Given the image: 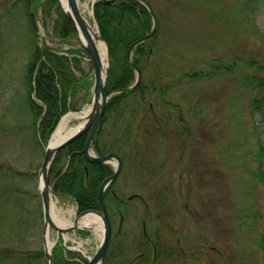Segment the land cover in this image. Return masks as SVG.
I'll use <instances>...</instances> for the list:
<instances>
[{"label":"rangeland","instance_id":"rangeland-1","mask_svg":"<svg viewBox=\"0 0 264 264\" xmlns=\"http://www.w3.org/2000/svg\"><path fill=\"white\" fill-rule=\"evenodd\" d=\"M92 1L80 0V8L97 27ZM148 1L157 30L155 53L146 62L147 81L157 75L169 91L159 101L148 98L140 105L139 116L145 112L143 120L152 125L142 126L146 134L135 144L125 141L116 152L123 159L117 195L124 200L134 196L122 205L125 223L109 247L110 263L121 264L124 254L134 260L154 254L156 243L160 264H264V179L257 176L264 170V159L257 158L264 149V102L253 110V102L264 98V87L244 81L248 74L264 77V70L247 64L264 66V0ZM21 10L12 17L11 30L0 21V241L29 250L43 246L38 184L45 147L36 142L34 119L23 102L32 48L28 16ZM35 13L40 46L65 55L81 51L75 75L90 73L92 64L78 34L67 42L55 34V8L44 12L39 7ZM212 66L209 78L180 77L205 74ZM89 97L85 88L77 91L78 112L88 106ZM105 128L104 143L126 134L117 114ZM65 159L59 165L63 169ZM77 209L67 198H53V210L66 220L72 222ZM111 216L116 231L120 217ZM89 232L83 237L72 231L65 242L92 257L102 239L101 231ZM58 238L51 228V242Z\"/></svg>","mask_w":264,"mask_h":264},{"label":"trees","instance_id":"trees-1","mask_svg":"<svg viewBox=\"0 0 264 264\" xmlns=\"http://www.w3.org/2000/svg\"><path fill=\"white\" fill-rule=\"evenodd\" d=\"M145 1L150 3L148 0ZM22 7L28 16L26 32L31 38L32 48L26 65V93L23 102L24 107L29 109L34 119L36 142L45 147L61 117L69 111H78L73 100L77 91L83 87L88 95L91 93L93 81L88 77L90 75L92 78V74L90 70V73H85L81 78L75 75L74 68L79 66L81 51L71 50V55L60 54L49 47L40 46L38 42L31 13L34 10L37 11L39 7L43 8L44 12L55 8L58 18L55 22L54 32L62 41L67 42L77 35L74 24L63 12L59 0H34L31 5L28 0L15 2L0 0V21L11 30L12 17L23 13ZM94 13L100 35L107 42L111 57L105 91L107 95L116 93L107 105L105 116L94 141L96 153L103 156L119 152L125 141L130 140L132 144L134 140H138L140 136L146 134L140 128L145 124L148 126L152 124L143 120L145 112L139 116L138 109L141 108L140 105L142 106L149 100L148 98L155 99V101L164 98L169 91V86L163 87L159 83L157 75L156 78L154 77L155 79L147 81L146 62L155 53L153 40L156 34L147 37L151 33L153 15L146 4L140 0H97L94 5ZM130 49L133 53L131 58H129ZM82 51L88 55L85 48L82 47ZM247 64L250 69L264 70V66L260 64ZM217 69L224 68L218 65ZM137 71L141 75V80L133 88L132 86L137 80ZM213 71L212 66V69H209L205 74L200 73L201 71L186 72L180 77L187 80H195L204 76L209 78ZM244 81L250 87H264V77L257 76V74L246 75ZM263 102L264 98L256 99L253 102V110H257ZM113 114H117L118 118L122 120L126 134L116 136L113 140L114 143L112 141L108 144L106 141L104 143L105 125ZM178 118L183 121L181 113ZM86 137L87 135L80 137L61 150L56 155L49 174L53 190L74 200L79 212L99 209L98 190L100 184L113 172L110 165L87 163L84 156ZM63 157L66 158L65 169L59 166L63 164ZM257 158L259 162H262L264 149L257 154ZM257 176L264 179V170H260ZM111 189L109 188L105 194V203L116 211L113 207L115 204L119 205V202L111 194ZM80 232L86 236L89 234L88 231ZM142 246H144L143 243ZM260 246L264 250V227ZM155 250L154 254L146 252L136 260L128 257V254H124L126 259L121 264H160L156 243ZM43 258L45 261L43 246L39 249L21 250L1 246L0 241V264H36ZM53 259L54 264L88 263L78 252L66 250L62 245V240H59L53 248ZM105 264H111L109 252Z\"/></svg>","mask_w":264,"mask_h":264},{"label":"water","instance_id":"water-1","mask_svg":"<svg viewBox=\"0 0 264 264\" xmlns=\"http://www.w3.org/2000/svg\"><path fill=\"white\" fill-rule=\"evenodd\" d=\"M31 1V0H29ZM144 3V0H141ZM61 7L66 14V16L70 19V21L74 24L78 36L83 37L84 42L83 45L89 53L90 60L92 63V73L94 76V83L92 87L91 96L88 100V104L90 105L89 112L81 119H83L80 128L75 132L70 134L60 143L55 146H51L50 141L45 150L44 160L42 162L41 168L39 170V186L38 190L42 200V208H43V217H44V234H43V246L45 259L47 264H54L52 249L53 245L49 246L48 236L49 229L53 228L57 232L61 234H65L77 229H87L90 228L80 226V219L88 214H94L100 218L103 226V237L101 244L94 254L92 258L89 259L88 264H105L106 253L113 236V227L110 219V214L108 209L104 203V196L106 190L113 185L117 178L119 177L122 168H123V160L122 158L116 154L112 153L109 155L99 156L95 153L94 150V141L96 132L102 122V119L105 115V111L107 108V104L109 101V96H107L105 92L106 82L108 78L109 66H110V53L109 48L105 40L101 38V36L96 35V39L102 40L106 44V65L103 62L101 54L98 50V46L96 44L95 39L90 35L89 28L90 24L87 22L80 8L79 0H66V7L64 6L62 0H60ZM108 3V2H107ZM95 1L92 2V7L94 6ZM149 10L152 12L151 6L148 4ZM94 21L97 24L96 17L94 11H92ZM154 17V28L149 36H153L156 32L157 18L155 14L152 12ZM33 27L36 32L39 31L38 24L36 21L35 13L31 14ZM98 26V25H97ZM131 54V50L129 51V56ZM141 75L139 74L137 82L135 86L140 82ZM134 86V87H135ZM87 134L84 155L85 159L89 163H100V164H112L114 163L115 169L112 175L107 177L100 185L98 197L100 201V209L99 210H89L80 213L74 220L73 224L70 226L62 227L58 225L53 219V197H60L61 194L55 192L50 183H49V172L55 156L57 153L64 149L66 146L71 144L73 141L79 139L80 137ZM123 218V216H122ZM123 221V219H122ZM121 221V225H122ZM121 227V226H120Z\"/></svg>","mask_w":264,"mask_h":264},{"label":"bare ground","instance_id":"bare-ground-1","mask_svg":"<svg viewBox=\"0 0 264 264\" xmlns=\"http://www.w3.org/2000/svg\"><path fill=\"white\" fill-rule=\"evenodd\" d=\"M64 6L66 7V0H62ZM85 17V16H84ZM85 19L87 20V22H89V20L85 17ZM90 24V22H89ZM89 32L90 35L95 39L96 44L98 46V50L101 54V57L103 59L104 64L106 65V44L100 40V39H96V35H98V28L93 26L92 24H90V28H89ZM80 40L81 42H84L83 37L80 35ZM90 109V105H88L83 111L80 112H70L68 114H66L60 124L58 125L56 131L54 132L52 139L50 141L51 146H55L58 143H60L62 140H64L66 137H68L70 134H72L73 132H75L77 129L80 128V125L83 122V118L89 111ZM75 120V123L73 125H71V122ZM53 219L54 221L62 226V227H66L69 226L71 224H73L71 221L66 220L64 217H61L59 214H57L55 212V210H53ZM80 226H84V227H88L91 228L93 230H98L101 231V238L103 236V226L101 224L100 218L97 217L94 214H88L85 215L84 217L81 218L80 222H79ZM48 242H49V246L52 245V242L50 240V233L48 236Z\"/></svg>","mask_w":264,"mask_h":264},{"label":"flooded vegetation","instance_id":"flooded-vegetation-1","mask_svg":"<svg viewBox=\"0 0 264 264\" xmlns=\"http://www.w3.org/2000/svg\"><path fill=\"white\" fill-rule=\"evenodd\" d=\"M111 192H112V191H111ZM113 208H114V209H117V208H120V206L115 204Z\"/></svg>","mask_w":264,"mask_h":264}]
</instances>
